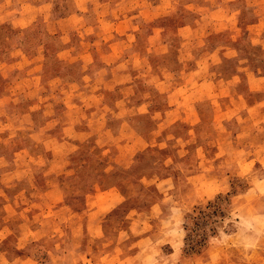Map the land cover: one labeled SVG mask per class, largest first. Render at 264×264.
<instances>
[{
  "label": "rangeland",
  "instance_id": "obj_1",
  "mask_svg": "<svg viewBox=\"0 0 264 264\" xmlns=\"http://www.w3.org/2000/svg\"><path fill=\"white\" fill-rule=\"evenodd\" d=\"M1 1L19 8L26 4V0ZM93 1L79 0L80 8L93 3L96 15L114 19L117 27L108 23L102 29L93 17L92 27L87 19L78 23H86L102 39L113 36L124 41L121 48L127 58L122 66L137 80L133 103L150 101L153 109L174 103L161 115L176 121L175 127L167 128L171 137L165 145L157 141L148 145L137 136L129 137L127 130L108 126L122 113L123 102L115 98L107 104L93 93L99 88L94 82L97 76L98 85L105 86L99 68L82 86L47 76L27 93L0 92V141H4L0 152L8 150L11 157L27 145L26 138L18 136L25 126L41 137L48 132L61 139L77 136L82 141L77 150L73 147L79 142H71L64 152L54 153L60 157L38 159V165H74L81 168V175L59 173V177L93 186L90 193L82 189L56 205H41L44 199L33 188L38 181L32 175L35 165L23 158L30 166L16 175L0 160V187L7 193L0 189V264H264V108L252 116L258 105L249 107L246 102L255 101V95L249 96L255 83L227 76L262 66L264 37L251 46L245 34L255 57L233 63L228 56L232 47L218 44L216 34L222 22H228L220 9L233 16L238 0H113V5L109 0ZM246 1L264 7V0ZM157 5L161 10L154 15ZM246 14L255 15L248 10ZM22 15L8 8L0 18L38 29L41 22L35 15L28 21ZM236 22L231 19L229 24H240ZM48 26L56 29L57 22ZM12 33L0 48L8 45L9 51L23 54V43H35L20 31ZM225 72L226 78H220ZM0 81L4 88L14 87L12 79ZM56 112L61 122L46 123ZM151 128L147 124L144 130ZM10 134L18 137L8 140ZM129 139H138L136 150L132 142L125 146ZM108 147L112 153L95 161ZM234 191L235 196L228 195ZM219 195L230 200L227 206L224 202L227 216L219 219L205 249L187 253L185 224L193 225L187 216Z\"/></svg>",
  "mask_w": 264,
  "mask_h": 264
},
{
  "label": "crops",
  "instance_id": "obj_2",
  "mask_svg": "<svg viewBox=\"0 0 264 264\" xmlns=\"http://www.w3.org/2000/svg\"><path fill=\"white\" fill-rule=\"evenodd\" d=\"M91 2L94 1L91 0ZM238 2L237 10L234 11L233 16H230L231 14L226 8L220 9L224 12V17L228 22L223 21L219 32L216 34L217 38L220 39L218 44H228L232 47L231 53L228 56L233 63L237 60L243 62L249 58L253 59L255 54H251V46H253L255 39L264 37V7L256 6L254 3H248L246 0H238ZM109 3L113 5L114 1L109 0ZM8 8H12L15 13H23L22 16L25 21H28V18L30 19V15H35V18L39 19V23H41L38 25V29L35 30L29 23H25L24 26H16L14 25L16 23L3 22L0 18V47H3L6 35L9 36L11 32L15 33L17 31L23 33L24 36L27 35L28 38L35 42L29 43L28 46L23 43V47L26 49L23 54L9 51L8 45L4 46L3 49L0 48V79H12L14 85L12 89H7L4 88V84L2 85L0 81L1 94L9 93L14 96L15 94L27 93L37 82H40L47 76L48 78L59 77L62 80H71L72 83L76 82L77 85L82 86L85 84L84 81L86 78L91 79L90 74L93 70L99 68L101 69L99 75L103 77L101 80L105 82V86L98 85L97 76L94 78V82L99 88L93 93L101 95L102 102L106 101L107 104H109V99L112 100L115 98L117 101L123 102V106L120 108L122 113L116 117V120L113 119L115 123L113 121L108 122V126L112 128L113 126L120 127L122 131L127 130L129 137L131 135L137 136L138 139L141 138L143 143L145 141L148 145L155 143V141L165 145L169 141L171 135L167 132V128H174L176 121L167 117L164 118L161 114L163 109L170 110L174 106V103H169V106L164 107L154 105L155 109H153L150 101L133 103V100H135L134 95L138 92V87H136L137 80L125 64L122 66V62H125L127 58V56L123 55L121 48L123 45L122 42L124 41H121L120 38L115 39L113 36L102 39L101 33H97L95 30L89 31L90 29H88L94 23V21L91 22L92 17L97 19L96 23L98 22L99 24H97L102 29L104 27L103 25L106 28V24L108 23L113 29L117 27L114 19L108 16L98 17L95 13L97 9L93 3H90V6L84 10L81 9L79 0H26V4L22 8L14 5H6L5 1L0 0V16ZM154 10L153 14L158 15V11L161 10L160 5L154 7ZM220 10H215L213 13ZM247 10L251 13L253 12L255 15L247 16ZM144 11L147 12L146 9ZM164 12L166 15L168 14L166 11ZM49 15H52L51 18ZM154 18L153 21L155 20ZM85 19L90 22L88 27H85L86 23H78L80 20ZM231 19H235L240 24H229ZM51 21L57 22L56 29L49 28L48 23ZM242 24L245 26L243 27ZM166 26H162L160 29L165 30L167 28ZM246 29L247 32H245ZM91 34L96 35L91 37ZM102 34H105V32L103 31ZM225 34L229 35H226L225 37L227 39L222 41L221 37ZM245 34L249 36L252 42L251 46H247L244 40ZM229 40H231L230 43ZM262 48H264V45ZM5 50H8V52H5ZM261 64V67L253 69H247L246 67L244 68L245 71L240 74H236L233 71L227 75L238 78V81L241 77L242 80L249 78V84L252 81L255 85L257 84V86L251 85L253 86L252 89L256 90H249L251 92L249 96L255 95L253 96L255 101L248 102V100L246 102L249 107L254 103L258 105L257 108L251 111L253 113L252 116H256L259 108L260 110L264 108V86L260 87L261 82L264 83V60ZM93 73L98 74V70H95ZM226 73H221L220 78H226V75H224ZM21 86H26L27 88L25 90L17 89ZM44 92H48V90ZM95 102L97 104L100 103L97 98ZM59 116L60 114L56 112L54 118L45 121L48 124L52 123L53 125H57L61 122ZM147 124L149 127H152L149 131L144 130ZM12 128L14 127L11 125L10 129ZM133 132L136 134H131ZM18 136L26 138L27 145L15 151L14 154H11V157H8L10 156V151L3 150L0 152V160L11 166L7 169L8 172L15 171L16 175L19 174L21 168L30 166V163H25L22 160L23 158L28 159L29 162L35 165L32 169V175L38 181L33 184V188L38 193V196L44 199L41 201V205H56L62 202L67 196H78L81 194L82 189H85L87 193L92 191L93 186L90 183L84 185L77 179L69 178L68 180H63L66 177H59V173L79 176L83 172L80 171L81 168L74 165L66 167L62 164H57L54 167L45 164L38 165L41 162L38 159L50 160L51 158L60 157V155H55L54 153L64 152L71 142H79L73 147L74 151L77 150L78 147L82 146V141L77 136L61 139L57 135L48 132L46 136L41 137L39 134L33 133L32 127L30 126L19 129ZM18 136L10 134L8 140L13 137L17 138ZM137 140L129 139L126 145H124L128 146L132 142L133 144L131 146L136 150L134 143ZM3 144L4 141H0V146ZM110 153H112L111 149L109 147L105 148L95 158V161L97 158L103 160L102 156ZM90 163H85L83 168H88ZM0 189L3 190V194H7L2 186ZM14 205L16 206L15 209H17L16 212H19V208H17L18 204L15 202ZM29 210L32 211L31 208ZM35 212L33 210V214Z\"/></svg>",
  "mask_w": 264,
  "mask_h": 264
},
{
  "label": "trees",
  "instance_id": "obj_3",
  "mask_svg": "<svg viewBox=\"0 0 264 264\" xmlns=\"http://www.w3.org/2000/svg\"><path fill=\"white\" fill-rule=\"evenodd\" d=\"M228 195L233 197L236 192ZM224 202H226V206L230 204L227 196L219 195L208 204L200 205L187 216L193 221L191 227L185 224V250L187 253H200L209 245L210 238L216 234L219 219L227 216Z\"/></svg>",
  "mask_w": 264,
  "mask_h": 264
}]
</instances>
